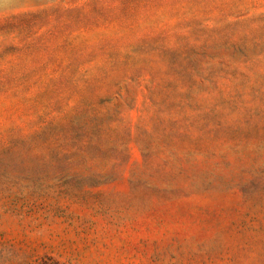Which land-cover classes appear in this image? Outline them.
Wrapping results in <instances>:
<instances>
[{"label": "rangeland", "instance_id": "1", "mask_svg": "<svg viewBox=\"0 0 264 264\" xmlns=\"http://www.w3.org/2000/svg\"><path fill=\"white\" fill-rule=\"evenodd\" d=\"M0 264H264V0H0Z\"/></svg>", "mask_w": 264, "mask_h": 264}]
</instances>
